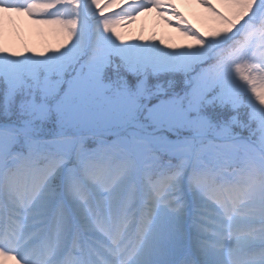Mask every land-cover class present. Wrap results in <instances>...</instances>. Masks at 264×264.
Listing matches in <instances>:
<instances>
[{"label":"clouds","instance_id":"9594fccd","mask_svg":"<svg viewBox=\"0 0 264 264\" xmlns=\"http://www.w3.org/2000/svg\"><path fill=\"white\" fill-rule=\"evenodd\" d=\"M248 25L246 19L217 41L228 58L210 63H221L222 77L238 93L227 136L219 142L196 138L191 150L158 157L137 145L119 107L104 93L89 90L82 109L91 125L87 149L71 146L26 161L0 156V232L25 244L38 241L33 264H59L52 250L57 242L52 218L58 204L76 206L66 191L75 184L81 191L107 192L89 214V230L95 229L94 242L104 250H115L119 264H224L220 251L202 248L203 236L225 246L264 229V120L256 116L264 105L235 71L236 65L248 64L264 80V34L253 37L258 47H244ZM83 67L82 60L69 62L64 79L82 75ZM85 224L74 218L59 243L78 239ZM101 264L108 262L101 259Z\"/></svg>","mask_w":264,"mask_h":264},{"label":"snow or ice","instance_id":"6c2138e0","mask_svg":"<svg viewBox=\"0 0 264 264\" xmlns=\"http://www.w3.org/2000/svg\"><path fill=\"white\" fill-rule=\"evenodd\" d=\"M241 15L243 21L251 18L247 19L249 33L244 47H258L253 37L264 34V0H245ZM48 26L60 37L55 50L44 54L34 52L30 47L28 50L34 54L30 57L39 60H29L24 65L0 62V156L8 153L26 161L71 146L87 149L91 125L81 105L89 90L112 92L113 96L106 98L109 104L122 110L123 122L132 129L137 145L147 147L158 157H174L176 153L189 151L196 138L219 142L231 132L238 108V93L233 83L222 77L221 63L209 64L196 72L191 88L178 97L167 91H158L150 83L148 73L165 69L190 72L192 63L132 57L127 54L129 47L125 46L130 37L112 29L113 38L109 39L107 27L100 22H94V34L90 35L82 27L78 15L67 20L49 21ZM69 47L70 51L65 52ZM4 53L14 59L21 57L19 50L8 51L6 47H0V57H5ZM116 56L120 58L125 73H131L136 79H124L114 88L105 84L102 77L104 69ZM81 60L84 62L83 74L65 81L68 63ZM237 69H250V66L238 64ZM252 92L264 105L260 89ZM153 98L156 103H151ZM256 116L264 120V111L257 112ZM144 121H148L155 131L146 132ZM51 122H55V130L48 134L46 128ZM165 123L169 124L167 129L163 127ZM172 125L186 129L189 135L179 140L169 139L163 133L172 131ZM119 142L118 138L115 143ZM66 191L68 199L74 200L76 206L70 207L67 202L58 204L51 224L57 240L52 250L59 264H88L89 259L92 264H101V259L108 264H119L115 250H104L94 242L95 229L89 230V214L104 196L81 191L75 184L66 186ZM52 198L55 199V193ZM76 217L86 222L79 238L74 237L66 245L59 243ZM37 243L25 244L13 235L0 232V264H33L39 252ZM201 246L205 251H220L225 257L224 264H264V229L253 230L243 239H234L225 246H221L217 238L205 235Z\"/></svg>","mask_w":264,"mask_h":264},{"label":"rangeland","instance_id":"374dc122","mask_svg":"<svg viewBox=\"0 0 264 264\" xmlns=\"http://www.w3.org/2000/svg\"><path fill=\"white\" fill-rule=\"evenodd\" d=\"M197 2L202 3L201 0H133L127 14L135 18L138 12H151L149 19L141 20V27L147 30L150 37L154 35L161 41L171 42L174 45L172 53L166 59L161 57L159 59L175 63L190 62L192 68L199 69L209 65L222 54V51L218 50L222 46V42L217 41H220L225 35L231 34L243 21L241 6L245 0H218L217 5L206 2L202 9L198 8ZM34 5L40 9L39 15L36 14L41 18L43 27L28 23L27 17L31 15V12L26 16V8L17 7L18 10L16 9L10 17H5L4 28L0 27V47H6L8 51L19 50L21 57L14 59L6 57L7 53H4L5 57H0V62L24 65L29 60H39L40 58L30 57L34 55L28 50L30 47L34 52L44 54L55 50L59 46L60 37L55 29L48 26L49 21L67 20L78 15L82 20V27L90 35L94 34V22H100L102 26L107 27L106 35L109 39L113 38L112 29L118 32L117 15L111 10L114 6L112 0H87V2L85 0H35ZM0 7L6 8L3 4H0ZM6 9L10 10V8ZM101 13L104 15L101 16ZM38 16L31 15L29 20L33 21L35 20L33 17ZM203 40L208 43V47L200 52L197 49V43ZM126 47H129L127 54L132 57L156 58L155 54L147 53L145 50L139 51L133 46ZM225 58L227 59L228 56ZM112 62H114V58L103 72L102 78L105 84H111L115 88L124 79L129 81L136 79L134 75L125 73L124 70V73L110 72ZM235 71L241 80L248 83L251 90L260 89L261 95H264V80L252 74L251 68L238 70L236 65ZM173 73L186 75H173ZM148 75L150 83L158 91H167L179 97L185 95L191 88L195 73L193 71L185 72L182 69H165L155 74L149 72ZM74 77L76 76L74 75ZM245 77L248 79L246 80ZM70 79H65V81ZM104 94L106 97L113 96L112 92ZM153 99H151V103H156L157 101ZM147 102L145 101L146 104ZM87 103L88 101L84 97L81 109H85ZM144 124L146 132L155 131L149 126L148 121H144ZM163 127L167 129L169 124L165 123ZM172 128V131L163 133L171 140H179L189 135L186 129H181L176 125H172ZM54 130L55 122L49 123L46 132L51 134ZM100 193L103 196L107 195L103 189Z\"/></svg>","mask_w":264,"mask_h":264},{"label":"bare ground","instance_id":"6f19581e","mask_svg":"<svg viewBox=\"0 0 264 264\" xmlns=\"http://www.w3.org/2000/svg\"><path fill=\"white\" fill-rule=\"evenodd\" d=\"M34 1L35 0H0V4H3L4 6H6V8H10V10H8L6 8L0 7V27L2 29L4 28V22L6 21L5 17H10V15L13 14L16 9L18 10L17 7L19 6L26 8V16H28L30 12L31 15L38 16L40 9L38 8V6L34 5ZM85 1L87 2V0ZM132 1L133 0H112L114 6L111 10L117 15V30L121 35L130 37V39L127 41L126 46H133L139 51L145 50L147 53H153L155 54L154 56L157 59H159L160 57L166 59V57L169 56L173 51V43L164 40L161 41V39L154 35L150 37L147 30L141 27V20L149 19L151 12H138L135 18L127 14ZM201 2L202 3L197 2V6L200 9L203 8V4L206 2H208L209 4L211 3L213 5H217L218 0H201ZM31 15L29 16L31 17ZM29 16L27 17L28 23L43 27V23L40 20L41 18L39 16V18L33 17L35 19L33 21L29 20ZM142 37H146L147 39H141ZM197 44V49L200 50V52L202 51V49L208 47V43L204 40L202 42L199 41Z\"/></svg>","mask_w":264,"mask_h":264},{"label":"trees","instance_id":"16d2710c","mask_svg":"<svg viewBox=\"0 0 264 264\" xmlns=\"http://www.w3.org/2000/svg\"><path fill=\"white\" fill-rule=\"evenodd\" d=\"M220 56H224V57H227L228 56V53L227 52H222V54ZM114 58V62H112V64L110 65V69L113 70L110 72H119V73H124L123 70H124V66L121 62V60L116 56V57H113ZM125 71V70H124ZM155 100V99H153ZM156 101V100H155ZM167 132V131H165ZM167 134V133H166ZM109 139H112V137H109Z\"/></svg>","mask_w":264,"mask_h":264},{"label":"water","instance_id":"95a60500","mask_svg":"<svg viewBox=\"0 0 264 264\" xmlns=\"http://www.w3.org/2000/svg\"><path fill=\"white\" fill-rule=\"evenodd\" d=\"M147 103H149V101Z\"/></svg>","mask_w":264,"mask_h":264}]
</instances>
